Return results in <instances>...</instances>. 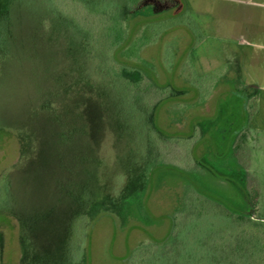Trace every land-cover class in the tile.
Here are the masks:
<instances>
[{"label":"rangeland","instance_id":"1","mask_svg":"<svg viewBox=\"0 0 264 264\" xmlns=\"http://www.w3.org/2000/svg\"><path fill=\"white\" fill-rule=\"evenodd\" d=\"M69 1L80 28L44 18L42 0H0V264H124L196 195L208 219L222 202L264 220V134L225 147L257 95L247 75L264 86V0H153L127 11L113 51L93 13L126 0ZM204 224L190 213L187 237Z\"/></svg>","mask_w":264,"mask_h":264},{"label":"trees","instance_id":"2","mask_svg":"<svg viewBox=\"0 0 264 264\" xmlns=\"http://www.w3.org/2000/svg\"><path fill=\"white\" fill-rule=\"evenodd\" d=\"M152 1L126 0L125 5L116 7L114 12L105 9L94 11L95 19L100 17L102 22L105 20L103 23L106 22L108 27H111L107 37L110 39L109 47L112 51L117 50L118 45L126 41L127 30L123 21L127 11L139 9ZM69 2V0H42V8L44 14L47 15L44 18H48L51 22L78 28L79 25L75 23L73 17L61 8L63 5L68 6ZM172 2V7H168L174 8V12H189L184 0H173ZM84 28L80 29L82 36L86 31ZM115 59L110 57L109 62L111 63L109 70L113 75L134 89L139 88L145 80L140 68H129L122 65L116 69L114 63H119V59H117L118 62ZM148 87L144 90L137 89L135 92L150 91ZM245 139L246 134L240 133V144H237L234 149L238 147L237 150H240L241 143ZM248 195L253 203H256L259 194L256 192L250 194L248 191ZM204 200L207 198L203 195H196L194 199L195 210L190 213L196 221L204 220L205 224L196 232L194 231L191 238L187 237L190 213L188 207L185 206L184 212L181 211L173 217L171 230L165 239L142 243L130 249L124 258V264H264V220L253 218L252 215L233 213L223 207L222 202L215 203L216 206L208 213L211 219H208L203 204L198 203ZM223 211L230 222L221 225L214 219V216L222 215Z\"/></svg>","mask_w":264,"mask_h":264},{"label":"crops","instance_id":"3","mask_svg":"<svg viewBox=\"0 0 264 264\" xmlns=\"http://www.w3.org/2000/svg\"><path fill=\"white\" fill-rule=\"evenodd\" d=\"M246 44L252 48V50L250 49V55L253 57V54L251 53L256 52L254 50L255 47H252L254 44L248 42ZM250 76L251 75H247V78L250 82L252 81L251 83H253L250 88H256L257 95H247V100L240 107L242 112L240 111L238 116H236V119H234L233 123H231L228 137L225 140V147L226 149H230V152H232L235 146L239 143L240 133L244 132L246 134V139L243 143H241V147L247 146L250 141L253 140L251 130L253 133L264 134V86L259 85L260 83L256 82V80L253 79V76L252 78Z\"/></svg>","mask_w":264,"mask_h":264}]
</instances>
